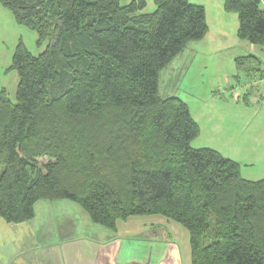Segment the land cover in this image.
<instances>
[{
  "label": "trees",
  "instance_id": "trees-1",
  "mask_svg": "<svg viewBox=\"0 0 264 264\" xmlns=\"http://www.w3.org/2000/svg\"><path fill=\"white\" fill-rule=\"evenodd\" d=\"M0 0L44 51L19 41L15 103L0 88V218L30 222L40 201L77 204L92 223L160 216L189 235L191 264H264V180L194 149L187 105L159 75L208 32L188 0ZM237 39L264 46L261 0H224Z\"/></svg>",
  "mask_w": 264,
  "mask_h": 264
},
{
  "label": "rangeland",
  "instance_id": "rangeland-1",
  "mask_svg": "<svg viewBox=\"0 0 264 264\" xmlns=\"http://www.w3.org/2000/svg\"><path fill=\"white\" fill-rule=\"evenodd\" d=\"M130 1L124 0L122 5ZM153 1L146 0L143 13L155 11ZM223 1L190 0V3L204 8L213 29L219 21L215 12L223 6ZM261 4L264 8V0H261ZM229 16L237 21L235 14ZM225 24L228 32L233 29L231 21ZM236 40L238 43L233 44L230 37L228 46L222 49L217 47V54L211 55L206 61L198 56L192 68L188 57L185 63L187 51H183L160 73L159 95L176 96L187 105L201 129V136L192 142V148L214 150L239 164L243 180L258 182L264 180V46ZM19 41L33 56L41 54L46 46L39 49L35 33L18 26L10 12L0 5V84L6 87L12 103H15L16 93L12 74L15 78L17 75L13 72L4 77L2 72L11 64ZM188 48L198 49L195 44L188 45ZM232 93L241 95L238 106ZM243 96L250 98L245 105ZM2 170L0 168V174ZM40 202L53 206L51 201ZM36 209L41 222L43 214L39 205ZM53 210L54 206L51 212Z\"/></svg>",
  "mask_w": 264,
  "mask_h": 264
},
{
  "label": "crops",
  "instance_id": "crops-1",
  "mask_svg": "<svg viewBox=\"0 0 264 264\" xmlns=\"http://www.w3.org/2000/svg\"><path fill=\"white\" fill-rule=\"evenodd\" d=\"M220 8L215 12L219 21L213 29L205 11L208 32L202 41L189 44H195L198 49L187 50V46L183 50L187 51L185 63H192L190 68L195 65L198 56L206 61L217 54V47H227L230 37L231 43H238V20L235 22L229 18L233 14L225 13L222 5ZM229 21L233 29L228 32L225 23ZM8 68L2 72L4 77L13 73H7ZM12 81L17 89L18 76L15 78L12 74ZM0 88L6 91L9 98L6 87L0 84ZM233 96L238 106L241 95L237 93ZM242 99L245 105L250 98L243 96ZM208 120L211 119L208 117ZM200 136L199 127L197 138ZM51 202L54 206L52 212L53 206L38 202L35 217L30 222L9 224L0 218V264H191L188 233L166 218L133 217L117 221L115 230L110 231L92 223L88 215L73 202ZM38 205L43 214L41 222L36 209Z\"/></svg>",
  "mask_w": 264,
  "mask_h": 264
}]
</instances>
